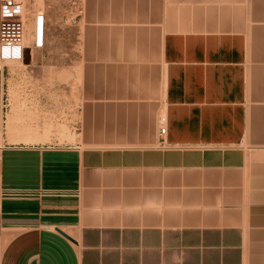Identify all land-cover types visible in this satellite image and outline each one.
<instances>
[{
    "label": "crops",
    "instance_id": "0c3cea01",
    "mask_svg": "<svg viewBox=\"0 0 264 264\" xmlns=\"http://www.w3.org/2000/svg\"><path fill=\"white\" fill-rule=\"evenodd\" d=\"M59 2L27 67L70 60L76 141L13 135L0 73V264H264V0Z\"/></svg>",
    "mask_w": 264,
    "mask_h": 264
},
{
    "label": "rangeland",
    "instance_id": "374dc122",
    "mask_svg": "<svg viewBox=\"0 0 264 264\" xmlns=\"http://www.w3.org/2000/svg\"><path fill=\"white\" fill-rule=\"evenodd\" d=\"M59 1L64 2L65 10L69 12L78 8L80 2V0H27V6L29 9L36 12L42 11L47 15L52 11L54 12V7L60 3ZM38 13L40 12L36 13L35 26L31 35L34 43H37L40 39L44 40V32L42 34L43 37L41 32H39L40 35L38 36ZM72 18L70 20L73 24L78 22L77 18L76 22H73ZM57 29L59 32L57 30L54 32L50 39L51 43L43 50L73 51L79 49L78 41L75 42V38L77 40L78 38L69 24L66 23L63 27ZM27 32L28 29L26 27V40L29 41ZM30 61L31 59L28 56L23 63H8L5 66L6 82L11 83V88L13 84H16L15 89L13 86L9 92L11 106L6 111L10 115H17V118H6L10 131L13 132V135H17L28 130V132L34 133V140L41 142H53L61 145L74 143L76 141L75 133L79 127V118L67 117L74 113L73 107L67 106V104L62 106L64 103L62 99L58 102L59 104L55 100V98L59 100L57 98L59 87L55 86V84L62 82L64 78L67 81L71 77L63 78L61 76L59 78L57 71L53 69V66H57V63L64 68L63 64L70 60L51 57L44 59L35 58V65L32 68L27 67ZM42 64L43 69L41 68ZM67 70L62 69L59 72ZM60 93L66 94L64 91H60L58 94L60 95ZM64 100L69 104L66 97ZM10 109L11 112H9ZM34 115H37V118H30ZM57 115H62L64 118H53ZM11 141H14L12 137Z\"/></svg>",
    "mask_w": 264,
    "mask_h": 264
},
{
    "label": "built area",
    "instance_id": "2783aa9c",
    "mask_svg": "<svg viewBox=\"0 0 264 264\" xmlns=\"http://www.w3.org/2000/svg\"><path fill=\"white\" fill-rule=\"evenodd\" d=\"M38 13V36L44 32L45 13ZM36 11L29 9L27 0H0V49L8 48L9 57H12L15 48L18 46L22 51V59H3L0 57V73L5 72V66L8 63H22L26 59L28 47L26 45V27L27 22L32 21L35 24ZM76 22V18H72ZM41 24V30H40ZM40 30V31H39ZM43 37V36H42ZM36 49L43 47V40L34 43ZM160 135L167 133L166 118H160Z\"/></svg>",
    "mask_w": 264,
    "mask_h": 264
},
{
    "label": "clouds",
    "instance_id": "9594fccd",
    "mask_svg": "<svg viewBox=\"0 0 264 264\" xmlns=\"http://www.w3.org/2000/svg\"><path fill=\"white\" fill-rule=\"evenodd\" d=\"M0 57H2L3 59L7 60L10 58H14V59H22V51L21 49L17 46L15 48V52L13 53L12 57H9V52H8V48L5 47L3 49H0Z\"/></svg>",
    "mask_w": 264,
    "mask_h": 264
},
{
    "label": "water",
    "instance_id": "95a60500",
    "mask_svg": "<svg viewBox=\"0 0 264 264\" xmlns=\"http://www.w3.org/2000/svg\"><path fill=\"white\" fill-rule=\"evenodd\" d=\"M66 237L70 238L67 234H64Z\"/></svg>",
    "mask_w": 264,
    "mask_h": 264
}]
</instances>
